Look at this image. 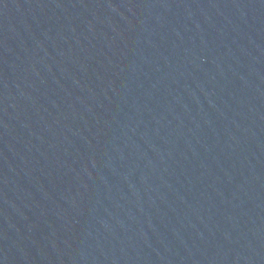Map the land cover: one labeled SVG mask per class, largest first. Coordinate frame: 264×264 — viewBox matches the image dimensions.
<instances>
[{
	"label": "water",
	"instance_id": "95a60500",
	"mask_svg": "<svg viewBox=\"0 0 264 264\" xmlns=\"http://www.w3.org/2000/svg\"><path fill=\"white\" fill-rule=\"evenodd\" d=\"M0 264H264V0H0Z\"/></svg>",
	"mask_w": 264,
	"mask_h": 264
}]
</instances>
